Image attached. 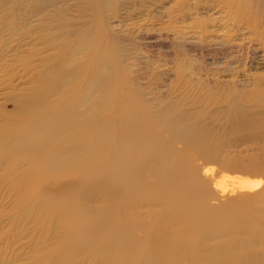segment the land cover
Returning <instances> with one entry per match:
<instances>
[{
	"label": "bare ground",
	"instance_id": "obj_1",
	"mask_svg": "<svg viewBox=\"0 0 264 264\" xmlns=\"http://www.w3.org/2000/svg\"><path fill=\"white\" fill-rule=\"evenodd\" d=\"M28 1L26 13L53 8L63 19L66 9L57 5L65 0ZM231 1L253 10L264 5ZM109 2L86 0L97 25L77 31V42L61 48L56 40L74 29L56 31L50 45L59 51L1 113L0 180L18 191L23 216L52 218L61 228L41 264H264V193L222 215L207 208L206 188L188 171V154L216 157L214 135L180 100L160 98L154 110L131 90L116 39L104 46L100 21ZM81 53L83 62L75 57ZM223 99L231 112L243 113L242 96ZM241 119L232 130L264 149V115ZM250 168L264 169V159L255 158ZM98 194L105 202L89 205Z\"/></svg>",
	"mask_w": 264,
	"mask_h": 264
},
{
	"label": "rangeland",
	"instance_id": "obj_2",
	"mask_svg": "<svg viewBox=\"0 0 264 264\" xmlns=\"http://www.w3.org/2000/svg\"><path fill=\"white\" fill-rule=\"evenodd\" d=\"M5 1L0 0V124L3 109L26 93L48 57L96 24L86 0L57 5L66 9L69 25L63 15L54 16L53 8L34 16L23 9L32 5L28 0ZM107 5L100 21L107 33L104 46L110 48L116 39L120 50L115 53L131 90L154 110L160 98L180 100L215 136L216 157L188 154V171L206 188L207 208L222 215L231 207L248 206L264 193V169L250 168L255 158L264 159V149L232 125L264 115V38L257 37L264 30V5L254 10L230 0H110ZM69 27L75 35L57 39L59 48H53V34ZM46 36L52 37L44 43ZM75 57L85 60L84 53ZM231 94L242 96L243 113L231 114L229 99H223ZM104 202L98 194L87 203ZM19 204L15 187L0 180V264H41L57 246L61 228L52 218L23 216Z\"/></svg>",
	"mask_w": 264,
	"mask_h": 264
}]
</instances>
